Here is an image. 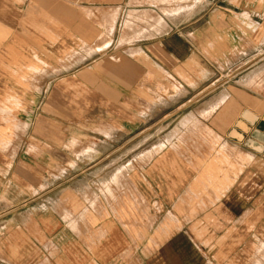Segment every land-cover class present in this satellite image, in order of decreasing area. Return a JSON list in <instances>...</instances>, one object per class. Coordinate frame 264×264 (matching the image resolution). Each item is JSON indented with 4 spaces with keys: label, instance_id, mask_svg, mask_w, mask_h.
Wrapping results in <instances>:
<instances>
[{
    "label": "rangeland",
    "instance_id": "374dc122",
    "mask_svg": "<svg viewBox=\"0 0 264 264\" xmlns=\"http://www.w3.org/2000/svg\"><path fill=\"white\" fill-rule=\"evenodd\" d=\"M213 24L205 31L193 16L185 90L161 88L141 120L129 109L112 134L118 102L68 81L46 88L43 53L0 54V264L43 259V211L57 208L69 264H148L175 235L199 264H222L226 250L235 252L223 264H264V102L260 117L244 114L249 127L232 108L239 84L264 96V24H243L253 33L243 49L260 52L255 63L239 59L231 39L223 45ZM239 173L240 205L251 212L232 225L218 197ZM230 238L238 245H221Z\"/></svg>",
    "mask_w": 264,
    "mask_h": 264
},
{
    "label": "crops",
    "instance_id": "0c3cea01",
    "mask_svg": "<svg viewBox=\"0 0 264 264\" xmlns=\"http://www.w3.org/2000/svg\"><path fill=\"white\" fill-rule=\"evenodd\" d=\"M193 16L205 31L215 22V37L223 40V45H229L231 39V50L239 59L248 54V62L255 63L254 55L260 52L255 45L243 49L242 41L253 36L243 24H264V0H203L194 5L192 0H0V54L15 53L16 48H22L18 52L23 53H43L46 88L68 81L98 101L118 102L119 125H112L113 117L105 129L112 134L127 124L129 109L136 110V118L141 120L146 103L156 101L161 88L171 95L175 92L172 87L185 90L190 84L187 76L193 58L187 39L192 36ZM177 96L173 98L180 100ZM183 101L189 102L190 97ZM261 102L264 96L256 98L239 84L232 99L237 121L252 125L244 114L260 117ZM244 176L235 175L218 197V211L230 215L232 225L235 215L251 212L239 201ZM47 211H43V246L39 248L43 259L36 264H69L72 261L64 257V245L57 241L63 212L58 208L54 214ZM237 242L230 238L221 245L228 248ZM186 245L185 237L175 235L163 253L154 254L148 264H199L193 253L186 252ZM247 245L253 246L249 253L254 259L256 244ZM234 252L226 250L229 256L221 252L222 264Z\"/></svg>",
    "mask_w": 264,
    "mask_h": 264
}]
</instances>
